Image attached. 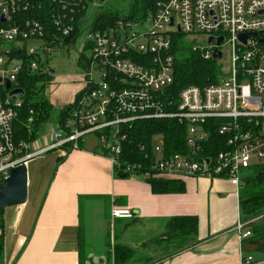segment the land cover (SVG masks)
Returning a JSON list of instances; mask_svg holds the SVG:
<instances>
[{"label": "built area", "instance_id": "2783aa9c", "mask_svg": "<svg viewBox=\"0 0 264 264\" xmlns=\"http://www.w3.org/2000/svg\"><path fill=\"white\" fill-rule=\"evenodd\" d=\"M146 1L150 6L143 19L122 17L103 31H93L87 25L83 32L89 39L84 45L90 44L91 54L83 60L80 94L72 101L71 111L63 120L54 121L43 145L38 146V139L17 140L14 124L24 93L10 92L20 89L17 81L24 67L33 74L53 75L48 56L57 37L46 36L43 14L32 10L48 3L50 20L62 35H69L74 18L63 24L58 11L67 10L71 0H0V181L32 158L54 150L65 156L79 149L89 134H95L107 151L105 156L115 174L120 170L125 175L150 176L155 171L163 177L225 178L239 188L245 172L264 158V0ZM82 3L80 10H88L84 0L74 4ZM71 11L75 14V7ZM67 15L65 12L64 18ZM146 22L149 27L138 29ZM177 33L205 36L206 45L193 46L205 59L220 61L214 59V52L220 50L223 58L222 46H227L229 69L219 83L188 86L175 97L171 50ZM210 37H222L223 41L220 45L216 40L209 43ZM17 50L18 58L8 55ZM145 119L187 124L188 153L168 154L162 138L152 137L150 147L140 144L146 161L127 162L124 143L134 123ZM215 127L226 136L225 149L202 156ZM124 129L128 133L122 135ZM111 215L132 219L135 212L115 206ZM252 221H237L242 239L252 236L248 229ZM253 262V256L243 259V264Z\"/></svg>", "mask_w": 264, "mask_h": 264}, {"label": "crops", "instance_id": "0c3cea01", "mask_svg": "<svg viewBox=\"0 0 264 264\" xmlns=\"http://www.w3.org/2000/svg\"><path fill=\"white\" fill-rule=\"evenodd\" d=\"M81 88H65L60 110ZM81 145L46 170L27 162L29 195L34 187L39 194L5 209L2 264H113L117 246L133 251L125 264H243L247 256L264 264V238L242 239L236 229L240 187L228 179L160 176L181 180L185 191L155 193L145 177H117L100 144ZM115 206L133 209L134 218H113ZM179 216L198 219L196 241L187 239L183 249V241L169 238L171 220Z\"/></svg>", "mask_w": 264, "mask_h": 264}, {"label": "trees", "instance_id": "16d2710c", "mask_svg": "<svg viewBox=\"0 0 264 264\" xmlns=\"http://www.w3.org/2000/svg\"><path fill=\"white\" fill-rule=\"evenodd\" d=\"M79 1L71 0V6L67 10L62 12L61 8H59L60 12L58 11V15L63 24L71 22V19L74 18L72 21L74 30L69 35H62L58 31V27L50 20V12H52V9L48 3H44L41 7L38 6L37 8L39 10L36 8L32 10L33 14H43L46 36L48 38L57 37L53 45L55 48L58 46L73 47L82 32L88 27L82 26L83 18L87 14V10H80L84 4L82 3L78 6L74 4L79 3ZM84 2L87 3V0H84ZM149 6L150 4L146 0H134L130 13L126 17L132 20L143 19ZM73 7L76 10L75 14L71 11ZM65 12L69 14L66 18H64ZM119 18L111 16L107 11H99L95 14L89 28L93 31H103L110 26H114ZM175 35L177 37L173 39L174 44H172L171 50L174 57L173 91L175 97L178 96V93L183 88L188 86L196 85L204 87L219 83L224 74L218 60L205 59L199 51H194L193 47L185 41L182 35L178 33ZM84 49L90 50V44L86 43ZM84 58L86 56L83 54L80 55L79 65L81 69L84 67ZM45 78L50 80L52 75L33 74L28 67H24L18 76L17 85L24 90L23 106L19 110V117L14 124L15 135L18 141L32 142L37 140L38 129L53 116L54 106L46 95V84L42 83ZM79 94L80 92L75 97H78ZM72 107L73 102L64 106L58 115L59 119L63 120L67 113L71 111ZM187 128V124H180L177 120L145 119L136 121L132 129H130L128 140L124 143L125 155L123 157L126 158L127 162L146 161L143 160L144 156L140 150V144L146 143L150 147L152 136L157 133L164 134L168 154H186L188 153V148L185 143ZM210 131L208 140L204 144L201 152L202 156H212L225 149L224 140L226 136L220 134L216 127ZM99 148L103 155L107 153L101 146ZM64 158L60 157L58 159L59 162H62ZM119 171L115 174L117 177L125 175ZM126 177H130V175L127 174ZM143 177H145V180L150 184L152 191L155 193L185 191L184 182L176 179L170 180L162 178L156 175L155 171L150 176L143 175ZM2 183L3 181H0V185ZM240 208L241 218L244 220L264 215V162L255 163L245 172L240 185ZM4 211L0 210V264L3 262L5 252ZM170 227L169 238H186L184 241L186 242L188 239L192 245L196 241L198 230L197 217L179 216L173 218ZM249 228L252 233V238H264V225L256 227L250 226ZM184 241L179 243L180 249L184 248L182 247L184 246ZM112 251L113 264H125L133 256L132 250L121 246L114 247Z\"/></svg>", "mask_w": 264, "mask_h": 264}, {"label": "rangeland", "instance_id": "374dc122", "mask_svg": "<svg viewBox=\"0 0 264 264\" xmlns=\"http://www.w3.org/2000/svg\"><path fill=\"white\" fill-rule=\"evenodd\" d=\"M134 0H106L104 2L99 1H93V0H87V3L89 4V8L87 10V14L83 18L86 22L82 26L90 25L92 22L95 14L99 11H107L110 13L113 17H126L131 10V7L133 5ZM150 23L146 22L143 26H140L138 29H145V27H149ZM144 31V30H143ZM184 37L185 41L189 43L190 46H196V45H206V37L203 35H200L199 37L190 36V35H184L180 34ZM177 35L174 36V39ZM87 33L83 32L81 36L78 38L77 42L74 44L73 47H64V46H58L55 49L52 50L51 54L48 56V62L50 69L54 70L56 73L52 76V78L49 80L45 78L42 83L46 84V95L48 99L53 103L54 109H53V116L52 118L43 123L37 132L38 137V146L43 145V138L46 137L51 128L55 125V117H58L60 107L58 106V96L64 95L65 88H80L81 82V76L83 74V70L81 69L79 65V59L80 55H84L86 57H89L91 54V51L88 49H84V43L88 40ZM32 46H35L34 44ZM222 49L224 50V56L222 59H220L219 64L222 68V72L224 74L223 78L225 77V74L227 73L229 69V50L227 46L223 45ZM195 51V50H194ZM221 78V80L223 79ZM24 96V95H23ZM22 96V97H23ZM153 138H158L165 144V136L163 133H157L152 136ZM86 148H89L93 145L99 146L98 138L95 134H89L86 135L83 138V142ZM32 150H34L32 148ZM182 151V150H181ZM62 154L61 151L54 150L48 153H45L39 157L33 158L29 161L30 167L35 164H41L43 170L49 169L53 167L55 164V161L57 160L58 156ZM257 161L264 162L263 159H258ZM54 171V170H53ZM33 173V172H32ZM53 174V172H52ZM135 176L143 177L141 174H135ZM40 177L38 176L37 180ZM33 179V178H32ZM29 180V177H28ZM29 187V184H28ZM31 187V186H30ZM36 194H39L36 187H34V190L32 191V194L29 195V189H28V196L29 200L31 202L36 201ZM30 202V201H29ZM28 202V203H29ZM10 208V207H9ZM15 212L17 209H14ZM10 211V210H9ZM11 212V211H10ZM248 220H253L251 223V226H262L264 225V215H259L257 217H253ZM7 227H5L6 229ZM10 229H8V234L10 233ZM186 238H176V241H184ZM114 247V244H112Z\"/></svg>", "mask_w": 264, "mask_h": 264}, {"label": "water", "instance_id": "95a60500", "mask_svg": "<svg viewBox=\"0 0 264 264\" xmlns=\"http://www.w3.org/2000/svg\"><path fill=\"white\" fill-rule=\"evenodd\" d=\"M104 2L106 0H93ZM172 24V23H171ZM246 35L243 36L245 39ZM214 40L217 41V44L220 45L223 41V38H209V43H212ZM11 58H18L20 55V50L10 52L8 54ZM222 52L218 49L214 52V59H221ZM7 88L11 87V83L7 82ZM23 89H14L10 92L13 94H23ZM128 133L127 129L122 130L121 134L125 135ZM126 175L122 176L125 178ZM28 200V170L27 165L22 164L13 168L10 172V175L3 180V183L0 185V210H5L8 207L23 205Z\"/></svg>", "mask_w": 264, "mask_h": 264}, {"label": "bare ground", "instance_id": "6f19581e", "mask_svg": "<svg viewBox=\"0 0 264 264\" xmlns=\"http://www.w3.org/2000/svg\"><path fill=\"white\" fill-rule=\"evenodd\" d=\"M102 30V29H101ZM177 37V36H176ZM173 44H174V42H173Z\"/></svg>", "mask_w": 264, "mask_h": 264}]
</instances>
